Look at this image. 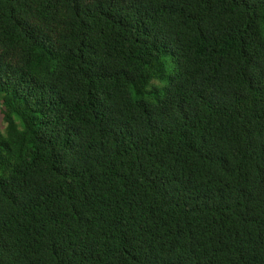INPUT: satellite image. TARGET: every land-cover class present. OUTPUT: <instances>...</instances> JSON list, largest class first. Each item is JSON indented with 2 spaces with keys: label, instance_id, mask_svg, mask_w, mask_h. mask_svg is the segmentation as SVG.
Here are the masks:
<instances>
[{
  "label": "trees",
  "instance_id": "trees-1",
  "mask_svg": "<svg viewBox=\"0 0 264 264\" xmlns=\"http://www.w3.org/2000/svg\"><path fill=\"white\" fill-rule=\"evenodd\" d=\"M0 264H264V0H0Z\"/></svg>",
  "mask_w": 264,
  "mask_h": 264
},
{
  "label": "rangeland",
  "instance_id": "rangeland-1",
  "mask_svg": "<svg viewBox=\"0 0 264 264\" xmlns=\"http://www.w3.org/2000/svg\"><path fill=\"white\" fill-rule=\"evenodd\" d=\"M2 116H3V115H2V113H1V111H0V121H2Z\"/></svg>",
  "mask_w": 264,
  "mask_h": 264
}]
</instances>
